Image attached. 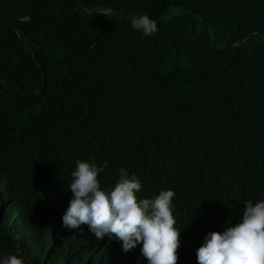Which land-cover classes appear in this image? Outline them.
Listing matches in <instances>:
<instances>
[{"label": "trees", "instance_id": "16d2710c", "mask_svg": "<svg viewBox=\"0 0 264 264\" xmlns=\"http://www.w3.org/2000/svg\"><path fill=\"white\" fill-rule=\"evenodd\" d=\"M143 14L158 34L132 29ZM78 160L109 162L102 187L128 169L140 199L174 190L177 264H197L264 199V0H0V258L147 264L63 226Z\"/></svg>", "mask_w": 264, "mask_h": 264}, {"label": "clouds", "instance_id": "9594fccd", "mask_svg": "<svg viewBox=\"0 0 264 264\" xmlns=\"http://www.w3.org/2000/svg\"><path fill=\"white\" fill-rule=\"evenodd\" d=\"M131 27L144 37L159 33L157 21L147 14L132 19ZM108 166V161H76L63 226L76 230L87 225L98 240L121 242L124 253L142 245L147 264H177L181 231L174 218V190L140 199L142 182L126 168L119 169L114 186L102 187L99 177ZM244 205L235 226L205 236L196 252L197 264H264V199L247 200ZM0 264H25V259L13 253L0 258Z\"/></svg>", "mask_w": 264, "mask_h": 264}, {"label": "water", "instance_id": "95a60500", "mask_svg": "<svg viewBox=\"0 0 264 264\" xmlns=\"http://www.w3.org/2000/svg\"><path fill=\"white\" fill-rule=\"evenodd\" d=\"M79 10L83 11L86 14H91V15L93 14V15H100V16L109 15V14L115 12V10H109V11H104V12H90V11L85 10L82 7H79ZM164 16L165 15H163L162 18H164ZM27 20H29V19H27ZM204 28H205L206 35L209 37V31H208V26H207L206 22H204ZM15 29H16V32L19 35V37L22 40H24L23 35L20 33V31L17 30L16 27H15ZM253 38L262 39L261 36L259 35V33L257 32V33L251 34V35L245 37L244 39L240 40L237 44L233 45L231 48H239L246 40L253 39ZM34 59H35V63L39 66V63H38V60H37V57L35 54H34ZM40 69L43 71V73L45 75L44 70L41 67H40Z\"/></svg>", "mask_w": 264, "mask_h": 264}, {"label": "rangeland", "instance_id": "374dc122", "mask_svg": "<svg viewBox=\"0 0 264 264\" xmlns=\"http://www.w3.org/2000/svg\"><path fill=\"white\" fill-rule=\"evenodd\" d=\"M182 13V11L180 9H173L169 15L170 16H176V15H180Z\"/></svg>", "mask_w": 264, "mask_h": 264}]
</instances>
